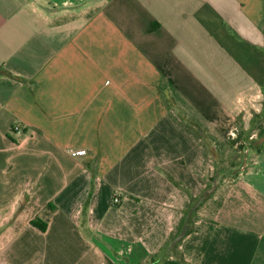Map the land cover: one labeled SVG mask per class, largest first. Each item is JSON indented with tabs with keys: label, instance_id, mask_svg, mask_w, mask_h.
<instances>
[{
	"label": "crops",
	"instance_id": "crops-1",
	"mask_svg": "<svg viewBox=\"0 0 264 264\" xmlns=\"http://www.w3.org/2000/svg\"><path fill=\"white\" fill-rule=\"evenodd\" d=\"M203 197L163 264H264V0H0V264L146 263Z\"/></svg>",
	"mask_w": 264,
	"mask_h": 264
},
{
	"label": "trees",
	"instance_id": "trees-1",
	"mask_svg": "<svg viewBox=\"0 0 264 264\" xmlns=\"http://www.w3.org/2000/svg\"><path fill=\"white\" fill-rule=\"evenodd\" d=\"M197 200L198 199L196 198L192 200V206L185 212L184 218L182 219L181 223L177 226L176 230H174V232L171 234L165 246L158 254L152 255L150 259L146 262V264H163L165 257L168 256L167 250L169 249V247L173 245L177 249V243L181 240V238L187 236L193 231L195 224L193 218L197 216V212L199 210V206L196 205ZM32 225L37 228H40L44 232L47 230V225L43 226L40 223L39 219L33 220ZM180 261L182 264H187L182 255L180 256Z\"/></svg>",
	"mask_w": 264,
	"mask_h": 264
},
{
	"label": "rangeland",
	"instance_id": "rangeland-1",
	"mask_svg": "<svg viewBox=\"0 0 264 264\" xmlns=\"http://www.w3.org/2000/svg\"><path fill=\"white\" fill-rule=\"evenodd\" d=\"M242 161H243V159H242ZM237 161L234 159V157L233 156H231V155H228V157L225 159V160H223L219 165H218V175H216V177L218 176L219 177V179H226L227 181H226V185H227V187H228V185L230 184V183H232V180H233V178L236 176V174H234L235 172H236V170H233V169H230L233 165H234V163H236ZM238 164L240 163V162H237ZM224 169H226V170H224ZM215 182H218V181H215ZM217 183H214V184H211V186L208 188V192L209 191H211V190H213V187H214V185H216ZM223 193V189H221V192H220V195H217L216 196V200H214L213 202H211L209 205L211 206V209L212 208H216L217 206H218V203H219V200H220V198H221V194ZM209 194V193H208ZM204 198H206V197H203V198H200V199H198V201L196 202V205H198L199 206V210H201L202 208H203V203H202V201H203V199ZM143 264H146V263H143Z\"/></svg>",
	"mask_w": 264,
	"mask_h": 264
},
{
	"label": "built area",
	"instance_id": "built-area-1",
	"mask_svg": "<svg viewBox=\"0 0 264 264\" xmlns=\"http://www.w3.org/2000/svg\"><path fill=\"white\" fill-rule=\"evenodd\" d=\"M13 130L16 131V132H19L21 129H20L19 126H16V127H14ZM72 155H73L74 157L84 156V155H85V151H84V150L75 151V152L72 153ZM119 202H120L119 197H115V199H114V203H115V204H118Z\"/></svg>",
	"mask_w": 264,
	"mask_h": 264
}]
</instances>
